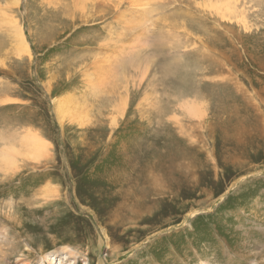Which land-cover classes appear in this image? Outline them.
Returning a JSON list of instances; mask_svg holds the SVG:
<instances>
[{
	"label": "rangeland",
	"instance_id": "1",
	"mask_svg": "<svg viewBox=\"0 0 264 264\" xmlns=\"http://www.w3.org/2000/svg\"><path fill=\"white\" fill-rule=\"evenodd\" d=\"M12 1L0 264H264V0Z\"/></svg>",
	"mask_w": 264,
	"mask_h": 264
},
{
	"label": "bare ground",
	"instance_id": "2",
	"mask_svg": "<svg viewBox=\"0 0 264 264\" xmlns=\"http://www.w3.org/2000/svg\"><path fill=\"white\" fill-rule=\"evenodd\" d=\"M12 2H15L16 5L18 6L19 0H14ZM218 7V6H217ZM10 11H13L14 9H11L10 7H8ZM152 18V17H151ZM13 29L15 30L16 33V39L18 40L19 45L28 53H30V50L27 46L26 40H25V36L23 34L22 31H24V29L21 27V23L18 19H15L13 22ZM119 62V61H118ZM121 64V63H120ZM173 70V69H172ZM136 72V71H135ZM168 77V76H167ZM105 79V78H104ZM97 81V80H96ZM98 83V82H97ZM95 84V83H94ZM96 91V90H95ZM100 91V90H99ZM53 102L55 103V109L57 112V116H58V120L59 122H63L66 118H64V111H61V108L63 106L66 107V99H60L58 96H54L53 97ZM124 111V110H123ZM71 112V111H70ZM121 112V111H120ZM123 114V113H122ZM121 115V114H120ZM67 116V115H66ZM123 116V115H122ZM70 120V119H69ZM201 264H205L204 262Z\"/></svg>",
	"mask_w": 264,
	"mask_h": 264
}]
</instances>
